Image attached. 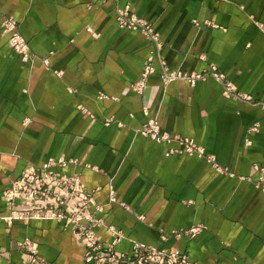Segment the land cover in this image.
<instances>
[{
	"label": "crops",
	"instance_id": "1",
	"mask_svg": "<svg viewBox=\"0 0 264 264\" xmlns=\"http://www.w3.org/2000/svg\"><path fill=\"white\" fill-rule=\"evenodd\" d=\"M124 5L161 40L139 92L129 83L153 42L116 24ZM3 16L15 20L30 55L21 59L0 27V264H27L24 238L47 264H88L72 226L3 217L11 179L59 156L74 162L55 170L76 173L101 205L89 208L103 222L94 227L100 243L113 225L122 233L117 250L139 241L184 253L190 264H264V191L254 184L264 179V0H0ZM161 61L205 74L162 83ZM210 65L249 99L224 95ZM150 117L192 138L226 172L170 152L176 139L141 135ZM197 222L192 236L171 233Z\"/></svg>",
	"mask_w": 264,
	"mask_h": 264
},
{
	"label": "built area",
	"instance_id": "2",
	"mask_svg": "<svg viewBox=\"0 0 264 264\" xmlns=\"http://www.w3.org/2000/svg\"><path fill=\"white\" fill-rule=\"evenodd\" d=\"M5 19H9V21H10L9 25L7 27V29L9 30V36H10V40L8 41L9 46L11 48H13L20 55V57L22 59L27 58L30 53L28 52L27 46L25 45L26 42H24L23 37L18 32H16V28L14 26L15 21L12 18H4V19L2 18V19H0V26H3V28L5 27L4 25H1V24L5 23ZM115 21H116V24L120 27H129V28L138 29L143 35H145L147 38L151 39L153 42V48L151 49L150 53H148L147 57L145 58V60L143 62L139 78L136 81H133L129 84L131 89L139 92L144 85L143 83H144V79H145V74L148 75L153 70L152 59L154 56V52H155V50L159 49L161 43L159 45V40L156 36V32L153 31L152 27L150 26V23L148 21H146L144 18L139 17L138 15H136L135 13H132L131 11H129L127 9H123V8L118 9L116 11V14H115ZM161 67H162L161 69L163 70L162 75H161L163 83H165V82H167V81H169L175 77H179V78L185 77V78H188L190 81H193L195 78L197 79L198 77H200L199 73L197 74L196 72L186 73V72L179 71V70H168V69H166V66L162 61H161ZM216 73H218V72H216ZM213 74L217 79L222 81V83H223L222 93L224 95L232 96V97H238L241 99H249V95H246L243 92L235 90L234 86L231 85L230 82L228 80H226L222 74H217V75H215V73H213ZM261 105L264 107V100L261 101ZM137 130L141 135L149 137L155 141H161V140L166 141V140H169L171 138L172 139L178 138V141L180 143V148H182V150L184 148L188 152H190V150H193L192 152L194 154H196V155L201 154V155H203V157L207 158L208 154L204 153L203 147L200 144H197L191 138L180 137L178 135L171 136L170 134H168L167 132H165L159 128V125L157 124V122L155 121V119L153 117L148 118L146 120V122H144L139 127V129H137ZM182 140H183V142H182ZM180 148H176V149L172 148V150L174 149L175 151H179L178 149H180ZM213 160H210L209 162L214 166V168L219 172L224 171L223 170L224 168L222 166L218 165ZM68 162H72V161H70V159H67V158H62L61 156L48 159L45 162V164L43 165V167L46 165L44 168L52 171L49 173H44V168H43V170H41V168L38 169V168L34 167L33 165L32 166L29 165L28 171H31L30 176H31V180H32L31 183H29V185L33 184L32 186H34V189L37 191V195H36L37 198H38V195H40L41 193L44 194L46 192V187L41 186L40 183L38 182L39 178H43V179L44 178H51L52 181L50 183H52L55 188H58V187L62 188L68 182L78 183L77 182V176L75 174H67L64 172L59 173V171L53 170L50 167L51 165L55 166V164L63 166ZM23 170H25V168ZM42 171H43V173L41 174ZM78 184H79V188H81V191H78L75 194L73 193L74 195L72 196L73 197L72 199L75 200V202L80 207H82V205L85 203L91 204L92 201L88 200L85 197V194L87 192L85 191L84 188H82L83 185L80 182ZM259 184H260L259 188L264 191L263 182L262 183L259 182ZM3 192L4 191H2V193H1V197L6 198L3 194ZM52 192L55 195L59 196V193H60L59 191L58 192L52 191ZM67 193H68V191L66 192V194ZM12 198L21 200V203H23V205H25L27 207H29L31 204L35 205V202L37 201V199H35V198L32 199L30 195L24 194V193H14V197H12ZM48 202L54 203V199L49 198ZM96 208H99V206H96ZM84 213H87V212H84ZM48 217H51V216H48ZM61 221L64 225H66V222L64 220H61ZM90 222H92V221H90ZM85 226L90 229L89 224L85 225ZM202 227L203 226L201 224L195 223V225L190 226L188 228H186V227L185 228H179V230L174 231V233L175 234H181L182 233V234L191 236L194 234V232H196L197 230H200ZM107 230L109 231L111 240L106 247H101L100 243L97 242V239L95 238L93 231L91 229L90 230L87 229V231H85V232L78 231L79 235H83L88 247L91 246V248H86L85 251H83V254L85 256L93 257V258L101 256L103 259L102 261H104V263H105V262H109V261L110 262H116V258H118V257L120 258V257H122V255L125 254L124 252H119V253H117L118 254V256H117L111 250L112 247H114L116 240H118L120 237V232L118 231V229H116L113 226H108ZM193 230H195V231H193ZM140 245H143V247L146 248V250H145L146 254L144 256L139 257V259L137 260L138 263L144 262L147 259H154L155 253L157 255H159V259H158L159 261L158 262H167L166 257L173 258L175 260V262H173V263H176V261H180L181 264H188V262H189L187 256L183 253L172 252L166 256V255H164L163 250H161L159 248L155 249L154 246H150V245L145 246L144 244L138 243V242H133V244H132V250L134 253L137 251V249L139 248ZM100 250L101 251H107V252H110V250H111L112 252L109 254H104V253L99 254ZM91 251H94L93 255L90 254Z\"/></svg>",
	"mask_w": 264,
	"mask_h": 264
},
{
	"label": "rangeland",
	"instance_id": "3",
	"mask_svg": "<svg viewBox=\"0 0 264 264\" xmlns=\"http://www.w3.org/2000/svg\"><path fill=\"white\" fill-rule=\"evenodd\" d=\"M123 9H127L129 11H131L132 13H134L127 5H124L123 7H121ZM121 8H117L116 11L118 9H121ZM116 14V13H115ZM141 17V16H139ZM4 19V18H12L10 16H3V17H0V19ZM144 18V17H142ZM13 19V18H12ZM146 21H148L146 18H144ZM14 20V19H13ZM15 21V20H14ZM9 19H5V23L1 24V25H4L5 27L3 28V26H0L1 27V31L2 32H5L7 33V44H8V41L10 40V36H9V30L7 29L8 25H9ZM150 23V26L152 27L153 31L156 32V36L159 40V45L161 43V40L159 38V35H158V32L153 28L152 26V23L150 21H148ZM196 23V22H195ZM14 26L16 28V32H18L17 30V25H16V22H14ZM88 28V27H87ZM89 30V28H88ZM19 33V32H18ZM20 34V33H19ZM144 37H146L144 35ZM147 38V37H146ZM149 39V38H148ZM25 45L27 46V49H28V44H27V41L23 38ZM151 40V39H149ZM152 41V40H151ZM9 46V44H8ZM161 46V45H160ZM10 47V46H9ZM11 48V47H10ZM160 48V47H159ZM14 52H16L13 48H11ZM151 49L149 50V53H150ZM29 52V51H28ZM17 53V52H16ZM30 55V54H29ZM148 55V54H147ZM147 55L144 57L143 61H142V65H143V62L145 60V58L147 57ZM29 57V56H28ZM21 58V57H20ZM22 59V58H21ZM25 59V58H24ZM153 64V63H152ZM214 68V65H210V70H211V73H215V75L217 74H222V73H216L214 72L212 69ZM142 69V68H141ZM167 69V67H166ZM171 70H179V69H171ZM162 71L161 70V73H160V79H161V82H162V78H161V75H162ZM179 71H182V70H179ZM185 72V71H183ZM191 72H195V71H191ZM186 73H189V72H186ZM197 74L199 73L200 77L198 78H201L203 76L204 71L202 72H196ZM214 75V74H213ZM223 75V74H222ZM140 76V74H139ZM146 77H147V74H145V79H144V85H145V81H146ZM224 77V75H223ZM139 78V77H138ZM137 78V79H138ZM175 78H179V77H175ZM184 79H186L188 82L192 83L193 81H190L188 78H185L183 77ZM225 78V77H224ZM136 79V80H137ZM174 79V78H173ZM196 79V78H195ZM134 80V81H136ZM133 82V81H132ZM230 82V81H229ZM140 83V82H139ZM163 83V82H162ZM130 84V83H129ZM230 84L232 85V83L230 82ZM143 85V86H144ZM143 88V87H142ZM141 88V89H142ZM223 88V86H222ZM152 118V117H150ZM148 119V118H147ZM146 119V120H147ZM145 120V122H146ZM106 122V121H105ZM253 127V126H252ZM177 134H171V136H175ZM181 137V136H180ZM186 138H190V137H186ZM172 139V138H171ZM171 139L169 140H166V141H170ZM192 139V138H191ZM176 140H178V138H176ZM193 140V139H192ZM183 142V140H182ZM195 142V141H194ZM180 148V147H178ZM176 149V148H174ZM172 150V148H170V152H178V153H186L188 155H191V154H194L192 151L193 150H190V152H188L185 148L182 150V148L178 149L179 151H175V150ZM197 149V148H196ZM196 155V154H194ZM198 156H203L201 154H198ZM51 157L47 158L41 165L39 166H34L38 169L41 168V170H43V168L46 166L43 167V165L45 164V162L50 159ZM63 158V157H62ZM208 162L210 160H213V156L211 154L208 153L207 155V158L204 157ZM69 159V158H67ZM70 161L74 162L73 159L70 158ZM214 161V160H213ZM55 165H58V164H55ZM212 165V164H211ZM32 166V165H31ZM61 166V165H60ZM48 167V166H47ZM53 170H55L54 168V165H51L50 166ZM212 167H214L212 165ZM25 168V170H23ZM28 168H29V165H26L22 168V170L19 172V174L17 176H15L13 179H11V181L9 182L8 186L5 187L2 191L4 196L7 198H2L7 206H8V213L6 215H4V219L9 221V219H14V218H18V219H23V220H27L29 218H47V219H55V220H58V221H61V220H64L66 222V225L63 224V226H72L73 227V230L75 231V233H77V235L79 236L80 238V241L82 243V246H83V251H85L86 248H91V246L88 247V245L86 244V241L83 237V235H79L78 234V231H82V232H85L88 230H92L93 231V234L95 236V238L97 239V242L100 243V241L98 240L97 236H96V233L94 232V227L95 226H100L103 224L102 220L100 217H97L94 215V213L92 212L93 210H100L101 209V205L97 204L93 198V195L90 191H88L85 187V185L83 184V182L80 180L79 176L76 174V173H67V174H75L77 176V182L81 183L83 185L82 188L85 189V191L87 192L85 194V197L92 201L91 204H83L82 207H80L76 202L75 200H73L72 196L77 193L78 191H81V188H79V184L78 183H72V182H68L67 184H65L62 188L61 187H58V188H55L53 186L52 183H50L52 180L51 178H39L38 179V182L40 183L41 186L43 187H46V192L44 194H40L38 195V198L36 197L37 195V191L34 189V186H32L33 184L29 185V183H31V176H30V173L31 171H28ZM223 170L222 172H225L227 169L226 167L223 166ZM255 168V167H254ZM24 171V172H23ZM57 171V170H56ZM49 172H52L50 170H47L46 168H44V173H49ZM43 173V171L41 172V174ZM59 173H61L59 171ZM65 173V172H64ZM63 174V173H62ZM258 180L254 182V184L256 186L259 187V182H263L264 184V179L261 177V176H258L257 178ZM258 184V185H257ZM68 185V186H67ZM51 191H50V190ZM1 191V193H2ZM52 191H59V196L55 195ZM68 191V193L66 194V192ZM14 193H24V194H28L31 196V198H35L37 199V201L35 202V205L34 204H31L29 207L23 205V203H21V200L19 199H13L12 197H14ZM74 193V194H73ZM84 194V193H83ZM49 198H53L54 199V203H51V202H48V199ZM39 201V202H38ZM69 202V204L67 205H63V203L65 202ZM19 205V207H16V205ZM96 206H99V208H96ZM92 207L93 210H90L89 211V208ZM84 212H87V213H84ZM48 216H51V217H48ZM61 219V220H60ZM92 222H90V221ZM97 222V223H96ZM90 225V229L87 228L85 225ZM196 224H201V223H196ZM195 225V223H192L188 226H186V228L190 227V226H193ZM108 226H113V225H106V230L108 228ZM114 227V226H113ZM185 228V227H183ZM117 229V228H116ZM179 230L178 229H173L171 231V233H174V231H177ZM108 231V230H107ZM118 231L120 232V237L118 240H116L115 242V245L114 247H112V251L115 255L118 256L117 253L119 252H124L125 254L122 255V257H118L116 258V262H105L102 261V257L101 256H98V257H87L83 254L82 252V256H83V260L84 261H87L88 264H181L180 261H176V263H173L175 262V260L173 258H168L166 257V260L167 262H158L159 260V255H157L156 253L154 254V259H147L146 261L144 262H141V263H138L137 260L139 259V257L141 256H144L146 254V248L143 247V245H140L139 248L137 249V251L134 253L133 250H132V244L133 242H138V243H142L144 244L145 246L147 245H150V246H154V245H151V244H146V243H143V242H139V241H131L130 243V248L127 252L125 251H121V250H117L116 249V245L117 243L119 242V240L121 239L122 237V233L121 231L118 229ZM195 231V230H193ZM199 230H197L195 233H197ZM109 232V231H108ZM193 234V235H194ZM110 235V234H109ZM85 236V235H84ZM192 236V235H191ZM163 238L165 236H162ZM161 237V238H162ZM111 238H109V240L106 242V244H102L100 243L101 247H106L109 242H110ZM20 246V249L22 248L23 250L26 251L27 255H28V261H27V264H47V262L40 256L36 255L35 254V251H34V243L28 239V238H24L22 241H21V244L19 245ZM100 247V248H101ZM154 248H159L161 250H163L164 252V255H168L169 253H172V252H178V251H175V250H169V249H166L164 247H160V246H154ZM110 250V252H107V251H101L99 252L100 253H104V254H109L111 253L112 251ZM90 254H94V251H91ZM133 254V255H132ZM184 254V253H183ZM42 261V262H41ZM44 261V262H43ZM162 261V260H161ZM188 264H190L188 262Z\"/></svg>",
	"mask_w": 264,
	"mask_h": 264
}]
</instances>
